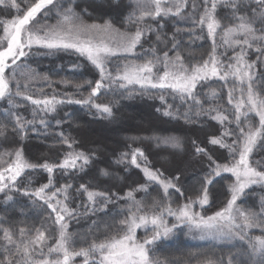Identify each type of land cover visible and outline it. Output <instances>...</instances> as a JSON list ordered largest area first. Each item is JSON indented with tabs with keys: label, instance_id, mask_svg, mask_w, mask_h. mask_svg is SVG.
Masks as SVG:
<instances>
[{
	"label": "snow or ice",
	"instance_id": "6c2138e0",
	"mask_svg": "<svg viewBox=\"0 0 264 264\" xmlns=\"http://www.w3.org/2000/svg\"><path fill=\"white\" fill-rule=\"evenodd\" d=\"M73 2L32 0L28 3V0H20L18 3L17 0H7V6L14 9L17 15L0 20L3 33L0 35V100H6L9 105L0 115L12 125L13 134L25 140L29 130H38L37 123L47 128V120L41 118L37 121L36 117L55 114L58 106L65 103L94 108L101 116L112 117L114 113L110 104L96 102L102 89L105 93L119 89L129 97L137 91L171 90L170 94L179 96L182 103H191L183 114L168 105L163 115L177 118L183 115L186 121L192 114L197 117L209 115L221 125L235 123L234 129H225L220 137H212L209 141L227 148L233 159L231 164L223 165L212 161L209 175L204 177L201 195L196 199L188 198L185 203L173 208L169 189L183 195L181 188L173 183V180H179V175L162 179V172L153 171L147 166V157L140 148L122 153L116 163L127 164L130 160V164L136 168H141L138 157H143L145 166L142 171L147 181L160 185L165 199L153 200L151 204L137 200L135 192L148 193L146 184L129 190L123 198L128 201L127 216L119 221L118 230L111 232V226H107L109 230H106L103 239L93 238L89 243V237L94 236L91 230L82 239L68 231V220L78 215L77 210L68 204L71 185L55 187L51 174L55 170L83 171L92 162L94 153L69 151L59 164H49L47 161L43 164L31 163L26 159L23 147L0 153V193L15 190L35 197L33 204L42 201L50 210L48 219L52 221L51 226L41 223L40 227H13L9 223L8 227H4L7 221L0 220V264H74L78 257L83 258V264H167V261L150 254L155 251L152 246L162 238H170L180 225L190 231H198L200 239L240 242L239 247L232 243L235 250L229 251L226 258L196 259L195 264H264V198L259 209H244L237 204L246 189L257 184L264 185V170H260L264 167V161H256V166H253L250 159L257 148H264V72L257 68L258 64L264 63V0H130L122 28H117L110 19L103 23H86L83 14L72 7ZM5 3L6 0H0V6ZM53 9L58 17L57 24L44 23L36 27L38 17L43 14L47 20ZM168 19L183 22L189 27H176L169 35L162 31L164 24L160 22ZM152 22H155V26ZM133 28L134 31L131 30ZM198 31L201 35H196ZM184 32L196 39H203L206 34L212 42L207 59L191 65L185 63L180 52ZM149 34L155 35V44L150 49L137 52L138 47L143 49V41ZM158 45H164L168 50L157 54ZM40 48L47 50L43 53L46 55L73 50L94 66L100 77L94 86L90 80L72 85L77 92L85 85L90 87L87 97L73 99L64 94V98H58L55 92L48 95L40 89L37 98H34L31 81H35L38 74L29 69L26 61L32 55L41 54L38 51ZM229 50L231 56L228 55ZM170 52L174 55L170 56ZM250 52L257 54L256 60L249 59ZM113 60L123 61L115 66V75L108 67ZM72 67L75 70L80 65ZM213 78L222 81L224 86L231 85L227 87V103L231 110L212 104L204 107L205 102L199 98L197 88ZM40 79L49 85L51 83L47 75ZM60 83L72 84L69 80H61ZM208 97L213 101L222 99L216 89H210ZM17 98L30 103L32 119L19 112L20 105L15 103ZM159 99L164 101V95H160ZM192 109H195L194 113ZM253 116L258 117V125H254ZM56 123L59 125L61 121L57 120ZM7 132V124L0 123V137L6 138ZM233 135L236 139L231 144L226 143L225 138ZM59 137L63 144L73 149L74 140L63 132ZM147 139L154 140L158 146L182 147L181 139L176 136L157 135ZM195 152L206 154L200 147H196ZM38 169L49 173L47 183L35 190L16 187L27 171ZM222 172L235 177L229 187L230 198L225 206L208 216L195 211L194 205L199 204L203 208L209 204L208 185ZM100 175L108 177L111 173L101 169ZM77 193L87 196L91 208L85 207L91 212L104 211L112 202L108 192L90 190L84 184L80 185ZM12 200L11 195H6V203ZM169 216L174 217L177 223L169 226L166 219ZM149 225L152 226L151 236L137 239V229L147 230ZM253 229H259L261 234L254 235ZM52 239H55V243L49 244ZM78 240L87 246L76 250L74 245ZM204 255L191 253L184 264H190L192 257Z\"/></svg>",
	"mask_w": 264,
	"mask_h": 264
},
{
	"label": "rangeland",
	"instance_id": "374dc122",
	"mask_svg": "<svg viewBox=\"0 0 264 264\" xmlns=\"http://www.w3.org/2000/svg\"><path fill=\"white\" fill-rule=\"evenodd\" d=\"M19 3L20 0H17ZM7 3V0H6ZM130 3V0H74L72 6H79L83 9H90L93 12L99 13L103 17L114 19L117 21H123L127 16L129 8L127 5ZM23 5V4H22ZM21 5V6H22ZM56 11V10H54ZM23 13H21L22 15ZM58 20H56L57 22ZM57 24V23H56ZM36 27H39L36 25ZM2 30V28H1ZM1 34L2 31H1ZM38 51L41 53L39 55H32L26 61L29 69L34 70L37 75V79L34 81L37 86L45 85L46 87L50 86L52 89V93L55 92L58 98H64L63 92H68L72 90V94L75 97H71L73 99H83L87 97L90 92V87L85 85L79 92L72 86L76 83H83L85 80H90L95 84V81L98 80L99 73L91 65L87 59L79 56V54L75 53L73 50L69 51H60L55 52L51 55L43 54L47 50L40 48ZM139 48H137V52H141ZM222 51V49H221ZM228 55L231 56V50L228 51ZM145 58H150L145 57ZM142 62V61H141ZM123 63L122 60H113L112 63L108 65L109 69L115 75V66L117 64ZM80 65L78 69L73 70V65ZM23 70V69H21ZM47 75L50 78V85L47 82H44L40 77ZM20 79V77H17ZM61 80H69L72 82L70 85L61 84ZM207 83V89H225L230 87L231 85L224 86L223 82L213 78L209 81L203 82L197 88V94H206V90L202 87L203 84ZM210 85V86H209ZM115 87V86H114ZM139 86H137V89ZM34 93V91H31ZM171 90H166L164 92H160L159 90H151L148 93H140L137 91L132 96H128L127 94H122L119 89L115 91H109L105 93L102 89L100 95L98 96L96 102L101 104H112L114 101L122 102L123 100L133 101L137 99H143L145 96L149 97V100H153V98L158 97L160 95L166 96V94H170ZM36 95V93H34ZM34 95V98L37 96ZM179 98V96H178ZM201 99V98H200ZM21 100V99H20ZM6 100H0L3 102ZM25 103V107L21 104L19 107V112L23 114L27 119H32L31 115V105L29 102L21 100ZM189 103H182L179 101L181 107L180 109H184V107ZM68 109H65L68 107ZM9 107L8 103L5 104L4 109L6 110ZM222 108H227L231 110V106H221ZM72 108V109H71ZM16 110V109H13ZM115 110H113L114 112ZM146 113V111H145ZM144 113V114H145ZM141 112L134 109V111L124 110L123 116L117 118L116 116H112L110 118L101 116L96 109H89L86 106L80 104H68L65 103L63 105L58 106V110L55 114H48L47 117H44L43 114L36 117V120L39 121L41 118H45L48 122V127L55 126V133L49 134V128H44L43 126L37 123V131L32 132L29 130L30 135H35L39 131L41 132L42 137H56L55 139L59 142L50 143L49 145L43 146L40 148V144L36 140H32L29 143L23 145L22 141L19 139H14L12 137H8L9 132H7V137H0V153L7 152L9 150H14L17 148L23 147L24 155L26 159H28L31 163L34 164H43L47 161L49 164H59L64 155L69 151H84L86 153L92 154L94 153V157L92 162L83 170V171H64L55 170L51 175L53 179V183L55 187H61L63 185L70 184L71 188L69 189L70 200L68 201L69 207L77 210L78 215L68 220V231L77 236L83 237V235L89 233L91 230L94 233V236L89 237V243L91 239L95 238L97 240L103 239L106 230H109L107 226L110 227L111 232H115L118 230L119 221L124 219L127 216V205L128 201L123 199L126 197V194L129 190L136 189L140 185L148 186V193L146 194L143 191L135 192V196L137 200H144L146 203L151 204L153 200H162L165 199L163 189L160 185L155 183H149L147 178L145 177L142 168L145 166L143 157H138V162L141 163V168H136L134 165L130 164V160L127 164L120 163L117 164L116 161L120 158L122 153L132 152L136 148H140L144 156L147 157V166L150 167L153 171L159 170L163 173V178H173L179 175V180H173V183L177 185V187L181 188L183 195L177 193L175 189H169V197L173 201V208L177 207V205H182L187 201L188 198L196 199L199 195H201V189L204 183V177L209 175L210 168L209 165L212 161L223 164H231L232 156L225 155L221 151H224L223 147H219L218 145H213L210 142H206L205 140L209 138V141L213 137H220L221 133L225 131V129L232 130L234 129L235 123L221 125L219 122L215 121L209 124V118L207 115H202L197 120H190L189 122H196L199 125L197 126L191 124L194 131H198L196 133L199 134V137L196 134L189 136H176L179 137L182 141V146H189L192 148V154L189 151H179L177 148L172 147H162L158 146L154 140L147 139L149 137H153L150 133H144L150 124L156 123L155 117L152 115H144ZM215 115V113H212ZM203 118H206L207 121H204ZM232 119V117H229ZM59 120L61 123L58 125L56 121ZM254 125H258V117L253 116ZM155 126V125H154ZM7 127L11 128L12 125L8 124ZM141 128V130H140ZM147 128V129H146ZM187 130L186 127H182ZM149 131V130H147ZM161 130L158 131L159 136H174V135H163ZM63 132L65 136H69L72 140L75 141L73 149H69L67 145L63 144L60 140L59 134ZM186 132V131H184ZM41 139H44L42 138ZM18 138V137H17ZM137 138V139H134ZM225 139H228V144H231L236 137L228 136ZM195 143L199 144L200 148H203L207 151V154L198 155L195 152L196 146ZM192 142V143H191ZM212 145L213 147H218L216 150L211 148L209 149L206 146V143ZM208 148V149H207ZM3 149V152L1 151ZM258 150L253 153L251 156V162L253 166H256V161H264V154L261 153L258 155L257 160L255 159V155H257ZM264 151V150H263ZM206 153V152H205ZM217 156L218 160L213 157ZM211 157V161L209 160ZM238 158V157H237ZM178 163H180L178 165ZM183 163V164H182ZM185 165V166H184ZM184 166V167H183ZM106 169L111 173V176L105 177L100 175V170ZM260 170H264L262 167ZM35 172L41 173L38 179L27 180L26 177L31 173V171H27L25 173L23 181L17 182L16 187L23 189L27 187L30 190H35L39 188L41 185L48 182L49 173L44 171L43 169H38ZM223 176L229 177V182L226 181V178ZM218 179L213 180V183L208 185V195H209V204L205 205L203 208L199 206V204L194 205V210L201 212L204 210L207 212V209L210 207L209 211L212 212L211 215L218 211L220 208L224 207L227 200L230 198L229 187L234 183L235 177L228 172H222ZM223 177V178H222ZM84 184L89 186L90 190H97L101 192H108L112 198V202L108 203L107 209H119L123 212L117 221L108 220L103 221V218L100 219L97 216V213L100 212L88 211L85 205L88 208H91V205L88 204L87 196L84 194L77 193V189H79L80 185ZM193 184L194 186H192ZM110 185H112L110 189ZM213 186V190L211 188ZM55 190L54 188L52 189ZM122 190L124 193H122ZM119 192V193H118ZM6 195H11L13 197L12 201L5 202ZM215 198L218 199L215 201ZM264 198V185L257 184L253 185L250 188L245 190L244 195L238 200L237 204L239 207L247 209L254 208L259 209L261 205V200ZM35 197H29L23 195L22 191H9L7 193H0V220H6L7 223L4 224V227H8L9 223L13 227H40L41 223H44L46 226H51L52 221L48 219L50 210L47 209L46 205H43V202H37L33 204V200ZM218 205V209H215L214 206ZM43 207V210H42ZM54 218V214H52ZM208 216V215H206ZM169 226L173 223H177L174 217H166ZM96 224H93V222ZM185 233H182V232ZM183 234L185 240L190 243H195L197 245H204V243H211L212 246H222L219 251L221 253L225 252L223 250L226 247L225 242L222 240H211V239H200V233L196 230H189L186 226L180 225L175 230L170 238H162L168 239V241H172V239L178 234ZM252 233L254 235H260L259 229H253ZM83 234V235H82ZM152 234V226L149 225L147 230L144 228L137 229V239L143 240L145 236H151ZM2 235V234H0ZM47 235V233H46ZM161 239V240H162ZM160 241H157L159 244ZM55 243V239L49 241V244ZM230 243V242H228ZM76 244V243H75ZM225 244V245H223ZM232 244V243H230ZM240 244V242H235ZM240 246V245H239ZM237 246V247H239ZM154 247V246H152ZM76 250L79 249L77 245H74ZM230 251H234L235 249L232 247H228ZM198 253H211V250H196ZM229 251L226 252L225 258L227 257ZM152 255V253H150ZM204 258H212L216 259L213 256H200L193 257L194 263L196 259H204ZM182 261H178L176 264H183ZM74 264H83V258L78 257L75 259Z\"/></svg>",
	"mask_w": 264,
	"mask_h": 264
},
{
	"label": "trees",
	"instance_id": "16d2710c",
	"mask_svg": "<svg viewBox=\"0 0 264 264\" xmlns=\"http://www.w3.org/2000/svg\"><path fill=\"white\" fill-rule=\"evenodd\" d=\"M31 2H32V0H28V3H31ZM72 5H73V3H72ZM22 7H24V5H22ZM72 7L74 8V10L77 13H82L84 21L86 23H89V24L93 23V22L103 23L104 20L110 19V18L103 17L99 13L97 14L96 12H93L90 9H86L87 12L85 13L84 12L85 9L79 7L78 5L72 6ZM54 10L55 9H53L52 12L49 14V17L47 20H45L43 17V14H41V16L38 17L39 23L37 24V26H40L44 23H47L48 25H55L57 23L56 20H58V17L56 16V11H54ZM223 14H224V12H223V10H221V15H223ZM15 15H17L16 11L14 9L9 8L7 6V3H5V5H3V6H0V20L11 19ZM110 20L112 21V23L117 28H122V21H117L114 19H110ZM160 22L164 24V28L162 29V31L165 33H168L169 35L173 31H175L176 27H179L181 29H186L189 27L188 24H185L183 22L177 23L171 19L162 20ZM152 23L155 26V22H152ZM1 28H2V26H0V35H2L1 34V31H2ZM131 30L134 31L135 29L133 28ZM205 33H206V30H205ZM196 35H201V33L198 31L196 33ZM182 40H183V43L181 45L180 52H181V55L184 57L186 64H189V65L195 64L198 62H202L203 59L208 58V53L211 51L212 42L210 39L207 38L206 34H205L203 39H196L194 36L190 37L187 32H184L183 36H182ZM154 44H155V35L149 34L143 41V49H141L139 47L138 48L140 50H146V49H150ZM169 47H170V45H169ZM157 50H158L157 54H161L162 51H167L168 49L165 48L164 45H158ZM169 55L170 56L174 55V53L170 52ZM256 58H257L256 53H253V52L249 53V59L250 60H256ZM222 59H223V57H222ZM257 68H258V71L264 72V63L258 64ZM202 87L205 88L206 94H198V95H199V98H201V100L205 102L204 103L205 108H208L209 104H212L213 106H215V105L227 106V90H225V89H219L218 90L217 89V91L221 93L222 99H218L216 101H213L208 97L209 89H207V83L203 84ZM13 89H14V85H13ZM40 89H43L45 94H48V95L53 94L50 86H48V87H46L45 85L37 86V84L34 81H31V91H34V93H36V95H35L32 92L35 96H37L39 94ZM63 93H66L71 97H73V96L75 97V95L72 94V90H70L68 92V88H67V92H63ZM58 97H63V96H58ZM136 97H137V99H134L133 101H131V100L130 101L123 100L122 102L121 101L120 102L114 101V103L112 104L113 110H115L113 112L114 113L113 116H116L117 118L123 116L122 114H123L125 109L130 110V111H134V109H135V110L141 112L142 114H144L146 111V113H145L146 115L149 114V115H152L153 117H155L156 123L150 124L148 126L149 129L146 128L149 131L146 130L144 133H150L152 131L151 135L157 136L158 131L161 130L160 132H162L163 135L169 134V135H174V136H189L191 138V135L196 134L199 137V134L196 133L198 131L192 130L194 128L191 125V124H194V125L197 124V126H198L199 124L196 122H189V121L190 120L192 121L195 119L197 120V118H200V116L197 117L196 115L192 114V115H190V119L186 121L183 118V115H180L178 118L163 115L164 109L167 108L168 105H172L173 110L178 111V113H180V114H183L184 112H186L189 109L190 104H187L184 107V109L179 108V107H181V105L179 104V101H181V99L178 98V96L174 97L172 94H168V95L166 94V96H164L165 97L164 101H161L160 99H158V97L153 98V100H149L148 99L149 97H146V96L142 100L139 99L138 96H136ZM6 103H7V101L0 102V113H3L5 111L4 106ZM15 103L21 104L23 107H25V103L23 101H21L19 98L16 99ZM68 108H69V106L66 107L65 109H68ZM157 109H159V111H157ZM192 112L194 113L195 109H192ZM207 116L210 117L209 115H207ZM203 120L207 121L206 118H203ZM212 122H214V120L211 119V117H210L208 123L211 124ZM0 123L7 124V120H5L2 115H0ZM186 126H187V130L182 128V127H186ZM54 127L53 126H50V128L48 127L49 128V134L50 133L54 134L56 132ZM140 130H141V128H140ZM184 131H186V132H184ZM8 132H9V135L7 134L8 137H12L14 139L21 140L18 135H15L11 132V128H8ZM30 133L31 132H28L27 139L21 140L23 145L29 143L32 140H36L40 144V147H39V149H40V148H43V146H45V145H49L51 142L52 143L59 142L55 139L56 137H49L48 135L46 137L40 136L41 135L40 131L38 133H36L35 135H30ZM41 137L44 139H41ZM210 137H213V136H210ZM3 138H5V137H3ZM205 141L209 142V138H207ZM227 141H228V139H225V142L229 143ZM194 145L196 147H199L198 143H194ZM218 146L221 147L220 145H218ZM162 147L163 146L161 145V149H162ZM192 147H193V149H195L194 146H192ZM205 147H208L209 149L213 148L215 150L218 148V147L217 148L213 147L210 144L208 145L207 143H206ZM223 148H224V151H221V152L224 153L225 155H227V157L231 156L229 154V150L225 147H223ZM177 149L179 151H182V152H184V151L189 152L190 151L192 154V148L189 146V144H187L186 146H182L181 148H177ZM263 150H264V148H260V150H258L257 155H255L256 160H257V157L259 154H261V153L264 154ZM1 151L3 152V149ZM205 152L207 154V151H205ZM198 155L200 156L203 154H198ZM213 158L218 160L217 156H215ZM218 162H220V160H218ZM179 164L180 163H178V165ZM40 174L41 173L31 171V173L26 177V179L29 181L34 180V179H38L40 177ZM223 177H225L226 181L229 182L228 176H223ZM218 178L219 177L216 176L213 178V180L218 179ZM191 185L194 186L193 184H191ZM111 187H112V185H110V189H111ZM212 190H213V186L211 188V191ZM122 193H124L123 190H122ZM216 200H218V199L215 198V201ZM97 207H99V206H97ZM219 207H218V205L214 206L215 209H218ZM209 209H210V207L207 209V212L202 210V214L205 216L211 215L212 212H210ZM97 211L100 212V214L97 213V216H99L100 219L103 218V221H107V219L112 220V221H117L119 219V217L121 216V214H123V212L120 211L119 209H113V210L106 209L104 211H101V210H97ZM182 233H185V232L183 231ZM84 236L85 235H83V237ZM78 237L81 239L83 238L80 236H78ZM187 240H185L184 235L180 234V233H179V235L177 234L172 239V241H168V239H162L161 242H159V244L154 246L155 251L152 252V255L154 257L159 258L161 261H167V264H173L174 261L177 263L178 261L183 260V262H185V261L189 260L191 253H198L196 250H208V251L211 250V251H209L211 253H208V254L204 252V254H205L204 256L208 255V256H213L216 258H218L220 256L225 257L226 252L230 251V249H228V247H232V244L228 243V241L225 242V244H229V245H226V247H223V248H225L223 250H226V251L221 253L219 251L220 250L219 248L222 246H220V245L215 246V247L212 246L211 243H204V245H197L195 243H190ZM236 242H238V241H236ZM232 243H235V242H232ZM225 244H223V245H225ZM75 245H77L79 248L87 246V244L82 243L79 240ZM239 245L240 244H237V246H239ZM198 257L200 258V256H198ZM192 263H194L193 257L190 260V264H192Z\"/></svg>",
	"mask_w": 264,
	"mask_h": 264
}]
</instances>
